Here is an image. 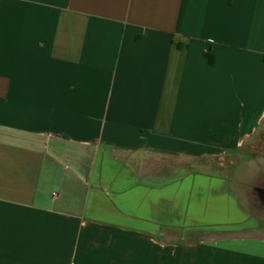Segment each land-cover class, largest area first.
<instances>
[{"label":"crops","instance_id":"obj_1","mask_svg":"<svg viewBox=\"0 0 264 264\" xmlns=\"http://www.w3.org/2000/svg\"><path fill=\"white\" fill-rule=\"evenodd\" d=\"M0 264H264V0H0Z\"/></svg>","mask_w":264,"mask_h":264},{"label":"trees","instance_id":"obj_2","mask_svg":"<svg viewBox=\"0 0 264 264\" xmlns=\"http://www.w3.org/2000/svg\"><path fill=\"white\" fill-rule=\"evenodd\" d=\"M208 59L210 62H213L214 61V57L211 53H208Z\"/></svg>","mask_w":264,"mask_h":264}]
</instances>
